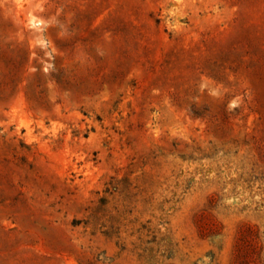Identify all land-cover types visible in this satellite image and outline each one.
I'll return each mask as SVG.
<instances>
[{
  "label": "rangeland",
  "instance_id": "obj_1",
  "mask_svg": "<svg viewBox=\"0 0 264 264\" xmlns=\"http://www.w3.org/2000/svg\"><path fill=\"white\" fill-rule=\"evenodd\" d=\"M0 264H264V0H0Z\"/></svg>",
  "mask_w": 264,
  "mask_h": 264
},
{
  "label": "bare ground",
  "instance_id": "obj_2",
  "mask_svg": "<svg viewBox=\"0 0 264 264\" xmlns=\"http://www.w3.org/2000/svg\"><path fill=\"white\" fill-rule=\"evenodd\" d=\"M37 25H39V22H36Z\"/></svg>",
  "mask_w": 264,
  "mask_h": 264
}]
</instances>
